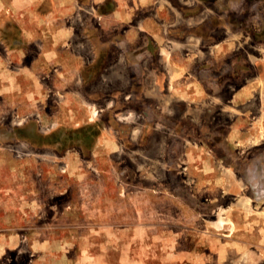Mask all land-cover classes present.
Returning <instances> with one entry per match:
<instances>
[{"label": "crops", "instance_id": "crops-1", "mask_svg": "<svg viewBox=\"0 0 264 264\" xmlns=\"http://www.w3.org/2000/svg\"><path fill=\"white\" fill-rule=\"evenodd\" d=\"M0 18V120H55L61 101L72 134L97 129L73 149L84 159L115 161L137 142L227 150L250 135L243 122L264 125V0H0ZM23 189L17 199L34 197Z\"/></svg>", "mask_w": 264, "mask_h": 264}, {"label": "rangeland", "instance_id": "rangeland-1", "mask_svg": "<svg viewBox=\"0 0 264 264\" xmlns=\"http://www.w3.org/2000/svg\"><path fill=\"white\" fill-rule=\"evenodd\" d=\"M55 106V120H0V264H264L262 121L243 122L250 135L227 150L151 152L137 142L118 160H87L73 149L92 144L97 129L72 134L67 106ZM47 143L55 146L36 149ZM22 186L34 197L17 199Z\"/></svg>", "mask_w": 264, "mask_h": 264}]
</instances>
